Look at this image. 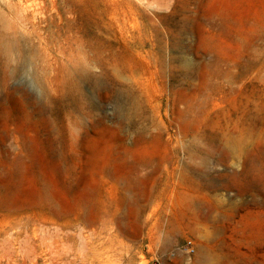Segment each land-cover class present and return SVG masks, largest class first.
Listing matches in <instances>:
<instances>
[{
  "label": "rangeland",
  "instance_id": "374dc122",
  "mask_svg": "<svg viewBox=\"0 0 264 264\" xmlns=\"http://www.w3.org/2000/svg\"><path fill=\"white\" fill-rule=\"evenodd\" d=\"M174 1L0 0V264H264V0Z\"/></svg>",
  "mask_w": 264,
  "mask_h": 264
},
{
  "label": "bare ground",
  "instance_id": "6f19581e",
  "mask_svg": "<svg viewBox=\"0 0 264 264\" xmlns=\"http://www.w3.org/2000/svg\"><path fill=\"white\" fill-rule=\"evenodd\" d=\"M26 2V0H25ZM29 4V3H28ZM25 6V5H24ZM31 6V5H30ZM33 6V5H32ZM26 8V7H25ZM37 9V8H36ZM24 10V9H23ZM29 11V10H28ZM34 13V11H33ZM40 13L39 12H35V14L31 15V20L29 19H26L28 20L29 22V27H25L23 30L26 32V34L31 38V39H36L37 40V45L39 46H43L45 45V36L43 35V31L45 32V28L43 30V25H41L40 23H42V21H44V17H41V16H38ZM54 14L56 15H59L60 13L59 12H54ZM53 14V15H54ZM22 15V14H21ZM52 14L49 15V17L51 16ZM48 17V19H50ZM60 18V16H58ZM52 21V20H51ZM20 23V22H19ZM24 25V24H23ZM18 26V24H17ZM1 27V26H0ZM54 31L53 32H56L58 33V29H59V25L57 22H55L54 24ZM18 29V28H16ZM17 31V30H16ZM16 47V44H15V40L13 41L12 39H9V38H6V37H2V35H0V51L2 52H8L10 51L11 49H14ZM25 47V46H24ZM180 62V61H179ZM181 66V65H180ZM178 69V68H177ZM97 84V83H96ZM130 107L134 110V111H137L138 112V115L140 118H143L142 120H145V116H143V114H140L141 113V105H140V101L138 100H135V101H132V103L130 104ZM142 120L140 121V133L137 134V138L142 140L143 136H142V132L144 130V127H143V124H142ZM179 125V124H178ZM180 126V125H179ZM202 139V138H201ZM151 140L153 142H156L157 141V135H152L151 136ZM150 141V140H149ZM220 143H221V147H220V150L222 151V153L227 157L228 155H230L234 150L236 149H239V145H238V142L237 140H235V137H230V136H227V135H222L221 137V140H220ZM90 144V143H89ZM89 144L87 145L88 148H89V151L94 147V146H89ZM96 145V144H95ZM92 152V150H91ZM249 158V156L247 157ZM251 159V158H250ZM261 159V158H260ZM167 236V235H166ZM211 257V253L205 251V255H204V259H202L200 262H198L197 264H217L216 261H211L212 258Z\"/></svg>",
  "mask_w": 264,
  "mask_h": 264
},
{
  "label": "built area",
  "instance_id": "2783aa9c",
  "mask_svg": "<svg viewBox=\"0 0 264 264\" xmlns=\"http://www.w3.org/2000/svg\"><path fill=\"white\" fill-rule=\"evenodd\" d=\"M178 249L179 251L187 255H192L195 252V246L192 240L190 239L185 240L183 243H181ZM155 264H158V263H155Z\"/></svg>",
  "mask_w": 264,
  "mask_h": 264
},
{
  "label": "crops",
  "instance_id": "0c3cea01",
  "mask_svg": "<svg viewBox=\"0 0 264 264\" xmlns=\"http://www.w3.org/2000/svg\"><path fill=\"white\" fill-rule=\"evenodd\" d=\"M173 3H177V4H200V3H203V1H201V0H190V1H188V0H176ZM173 226L174 225H172L171 223H169V224L165 223V224L162 225V228H168V231L169 230L171 231V228Z\"/></svg>",
  "mask_w": 264,
  "mask_h": 264
}]
</instances>
